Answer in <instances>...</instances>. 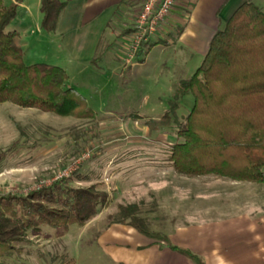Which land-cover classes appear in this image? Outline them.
Returning <instances> with one entry per match:
<instances>
[{"label": "rangeland", "instance_id": "1", "mask_svg": "<svg viewBox=\"0 0 264 264\" xmlns=\"http://www.w3.org/2000/svg\"><path fill=\"white\" fill-rule=\"evenodd\" d=\"M2 2L5 7L16 5V17L9 25L8 32L12 31L14 24L21 31L19 24L25 14L28 12L32 16L24 63L28 66L44 63L65 69L70 77L68 85L86 99L95 118L89 121L58 117L34 109H22L10 103L0 104V155L6 156L0 162V195H24L46 188L59 179L70 178L76 171L89 175L92 182H74V187L97 184L101 190L108 192L109 178L118 167H128L129 156L143 154L157 164L170 151L176 142L177 124L185 119L193 107L192 98L186 96L180 101L176 119H164L167 113L164 114V110L168 111L173 96L169 91L170 82H175V88L177 81L193 76L201 62L197 63L195 58L193 67L185 68L177 63L180 56L170 46L153 50L146 64L139 63L135 56L142 41L152 42L160 36L162 24L167 21L171 11L153 34L143 37L137 28L142 2H137L130 13L133 18L126 21L124 16L128 14V7L122 4L103 40L105 45L113 44L110 56L116 59L107 58V61L97 62L93 67L77 68L71 64L73 67L68 68L67 61L63 63L57 59L60 57L56 54L59 44L51 40V32L42 28L40 0H23L28 10L20 8L15 0ZM75 6L74 3L70 4L67 13L73 14ZM129 30L130 33H127ZM100 54L94 59H98ZM196 64H199L198 67ZM158 142H163L164 146ZM128 144L129 147L122 148ZM167 155L170 157V153ZM182 177L171 178V181L191 191L203 193L204 190H211L217 194L219 201L225 197L227 184L212 181L217 177ZM156 182L161 180L157 179ZM244 184H249L251 189L248 190L250 202L256 200L251 196H261L258 189L264 190L263 186ZM144 193L145 189L142 188L136 194H126L124 199L116 197L115 203L110 201L109 196L104 210L84 227L70 226L67 230L42 227L38 231H31L27 244L15 245L12 251L0 247V264H62L70 260L74 264H113L96 244V236L111 225L112 218H119L120 207H134L135 215L148 225L145 214L157 197L147 198ZM149 231L162 236L160 225L149 226Z\"/></svg>", "mask_w": 264, "mask_h": 264}, {"label": "trees", "instance_id": "2", "mask_svg": "<svg viewBox=\"0 0 264 264\" xmlns=\"http://www.w3.org/2000/svg\"><path fill=\"white\" fill-rule=\"evenodd\" d=\"M22 1L15 0L17 5ZM65 6L60 0H40L45 31L56 29ZM15 17L16 5L5 7L0 0V104L93 120L95 113L86 99L68 87L69 76L64 69L24 63L19 35L7 31ZM157 44L142 41L136 60L143 62ZM98 59L91 65L95 66ZM186 96L192 98L193 107L177 124L176 142L169 151L173 171L186 177L213 176L264 187L263 11L252 3L236 10L213 36L196 73L177 82L164 119H176L180 101ZM5 157L0 155V162ZM74 182L91 183L92 179L76 171L70 178L24 195H0V247L12 251L15 245L28 243L31 231L84 227L97 217L109 203L108 192L97 184L74 187ZM135 212L134 207H120L119 218H112L110 223H125L149 239L166 243L193 264H204L189 251L171 246L165 236L149 231Z\"/></svg>", "mask_w": 264, "mask_h": 264}, {"label": "crops", "instance_id": "3", "mask_svg": "<svg viewBox=\"0 0 264 264\" xmlns=\"http://www.w3.org/2000/svg\"><path fill=\"white\" fill-rule=\"evenodd\" d=\"M138 1L64 2L66 6L58 18L56 29L51 32V40L59 44L56 54L60 57L57 59L63 63L67 61L68 68L73 67L71 64L83 68L90 66L101 52L98 62L107 61L114 49L113 44L103 43L109 33L110 22L122 4L128 7L125 21L131 20L130 13ZM25 2L18 6L28 10ZM72 3L76 4L75 12L68 14ZM245 3H252L264 12V0H176L167 21L162 24L160 36L152 40L158 44L150 49L143 62H138L146 64L153 50L170 46L180 56L177 63L185 68L193 67L194 59L197 58V63L202 62L213 36ZM32 22V16L27 12L19 24L21 31L16 24L12 26L11 32L19 35L23 52L28 47L27 34ZM174 83L170 82L169 91L172 94ZM164 111L165 114L167 110ZM157 144L164 146L163 142ZM167 154L157 164L143 154L129 156L128 167H118L109 178L111 183L106 188L110 201L115 203L116 197L124 199L126 194H136L144 188L147 198L157 197L146 212L145 219L150 227L161 226L160 233L171 246L189 251L204 264H264V190L258 189L261 196L250 195L251 199H256L250 202L249 184L212 178V181L227 184L225 197L220 201L211 190H204L203 193L191 191L171 181V178L183 177L172 170ZM157 179L161 182L157 183ZM96 244L113 264H193L182 254L171 250L166 243L149 239L125 223L107 225L97 234Z\"/></svg>", "mask_w": 264, "mask_h": 264}, {"label": "built area", "instance_id": "4", "mask_svg": "<svg viewBox=\"0 0 264 264\" xmlns=\"http://www.w3.org/2000/svg\"><path fill=\"white\" fill-rule=\"evenodd\" d=\"M140 1L142 2V11L137 25L140 30V36L153 34L157 26L164 21L176 3V0Z\"/></svg>", "mask_w": 264, "mask_h": 264}]
</instances>
